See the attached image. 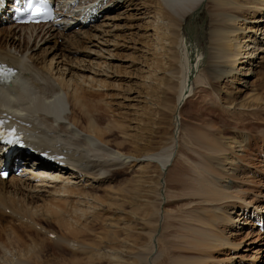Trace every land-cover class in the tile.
I'll return each instance as SVG.
<instances>
[{
  "label": "bare ground",
  "instance_id": "bare-ground-1",
  "mask_svg": "<svg viewBox=\"0 0 264 264\" xmlns=\"http://www.w3.org/2000/svg\"><path fill=\"white\" fill-rule=\"evenodd\" d=\"M9 1L0 0L1 17L6 15L3 7ZM57 6L62 17L58 25L6 27L0 33V64L18 70L17 81L0 86V116L24 135L21 155L45 156V160H35L34 165L41 163L38 168L24 169L22 176L7 180L0 176V217L9 219L8 223L11 219L20 222L25 230L26 225L35 224V218L53 217L70 233L75 232L78 219H91L96 215L93 211L105 206L89 188L103 187L116 170L128 164L134 163L140 172L145 166H154L160 173L161 188L154 206L160 218L151 235L147 264H264L262 130L260 134L241 131L236 148L230 149L213 120L202 113L193 114V126L186 127L182 135L191 155L180 152L183 108L190 99L200 98L195 86H201L203 92L210 78L217 82L237 79L248 92L237 100L257 104L264 100L258 93L264 92V0H57ZM124 7L149 16L144 23L155 32L154 54L163 51L160 54L166 57V66L172 67L176 51L171 53V45L183 34H187L181 43L186 47L184 58L190 60L186 69L175 65L170 71L172 78L164 80L163 76L161 80L162 85L170 81L175 97L176 131L171 144L139 157L125 152L130 139L124 132L116 147L112 146L108 136L113 129L110 124L104 126L100 116L107 107L103 108L100 99L112 86L107 82L113 76L111 61L117 58L115 50L122 43L116 33L122 30L120 19L110 14ZM81 44L86 46L82 52L78 50ZM158 64L153 63L157 72ZM154 72L147 77L156 83ZM20 81L29 91L20 87ZM216 104L227 115L237 117L219 97ZM225 126L224 122L222 128ZM133 143L136 150L143 147ZM174 183L179 188L175 189ZM136 186L140 190L141 186ZM116 189L107 185L103 191L115 198L119 196ZM128 191L124 193L132 192ZM160 224L163 232L157 235ZM11 225L4 229L10 245L0 242V264H41L43 261H37L41 249L32 248ZM108 225L107 229L118 226ZM74 250L82 255L97 251L90 244Z\"/></svg>",
  "mask_w": 264,
  "mask_h": 264
},
{
  "label": "rangeland",
  "instance_id": "rangeland-1",
  "mask_svg": "<svg viewBox=\"0 0 264 264\" xmlns=\"http://www.w3.org/2000/svg\"><path fill=\"white\" fill-rule=\"evenodd\" d=\"M127 5L129 6V3ZM127 7H124L121 11L115 12L113 14H110L111 12L109 13L110 15L117 17V19H120L118 23L121 25L119 28L122 30L116 33H118L120 37L122 46L120 45V47L115 50V55L117 58L111 61V64L112 66L114 64L115 69L113 68V70H111L113 76L110 77V79H107V82H109L112 86H110L108 91H105L102 94L104 96L102 99H100L101 105L103 108L106 107V105L107 107L104 108L106 110L101 111L102 115L100 116H103V118H101L103 119V125L106 126L110 124L109 126H111L113 129L112 134H109L108 136V139L112 142V146L116 147L115 143L121 140L122 136L120 134L124 132L126 135H128V139H130L128 141V146L125 148V152L131 156L139 157L144 153L153 151L155 152L161 148L168 147L171 144L172 136L176 131L173 124V118L175 116V97L174 92L172 91L173 85L169 83L170 81L166 80V82H164L165 85H162L161 80L163 79V76L164 80L165 78H172L170 71L174 69L173 67L176 68V66H178L179 70L183 68L186 69L190 60H186V58H184L186 57V47L181 43L186 40L187 34H183L179 38L178 42L174 44L172 43L171 45V53L174 50L176 51L174 52L175 54H172L171 59L173 62L170 63L172 67L166 66L168 65L166 64V57H162L160 54V52L162 53L163 51L158 52V55L154 54L153 47L154 43L156 45V37L154 38L153 35L155 32L152 31L153 28L150 29L147 27V24H145L149 16L147 17L140 15V12L136 13V11L131 10V8L128 9ZM180 30L182 33V28H180ZM67 33H71V31ZM62 40L63 39L59 41L61 42ZM53 45L54 42L52 43V47ZM82 45L83 44L78 46L80 48H78L80 52H82V50H84L86 47L85 45L81 47ZM148 49H151V52L148 51ZM40 52L41 51H39L38 54ZM180 52L182 54H180ZM176 54H178V56H176ZM180 58L181 61L178 60ZM156 61L159 62V72H157L158 69H156V66H153V63ZM30 63L31 62L29 61L28 64ZM168 68L170 70H168ZM152 71H155L154 73L156 75L154 79L158 80L156 83L152 82L153 77L151 79H148L147 77L148 73L152 75ZM174 80L177 79L175 78ZM261 82L259 81L258 83L260 84ZM263 83L264 82L261 84ZM160 87H163V91L160 90ZM195 88H198V91L200 90L198 92L200 98L197 96L196 99H190L183 108V120L181 123L182 133L187 129L186 127L193 126L192 121L194 119V115L199 113H202L205 119H211L218 125L223 133L221 140L230 149L236 148V142L241 137L240 132L243 130H246V132L251 131V133L255 132L254 134H260V131L262 130L261 132L264 133V100H261L262 102L259 104H257L258 102L256 103L254 101H246L247 103L241 102L242 100L239 99L238 101L236 97H243L244 99V97L248 95V92H244L245 89L240 85L237 79L217 82L210 78L208 84H206L205 87H202L203 92H201V86H195ZM261 91H258V93L264 98V92ZM206 92L207 95L204 97ZM200 95H203L204 98ZM217 96L219 97L222 105L224 104L232 107L233 112L235 113L234 115H237L236 118H239L237 121H240L236 122V118H234L233 115H227L222 111V107L216 104L218 99ZM103 98L106 102H102L104 101ZM233 120H235L236 123ZM224 122L226 126L222 128V125L224 126ZM113 124L116 125L114 126ZM116 126L122 128L123 131H120V129L117 130L115 128ZM182 133L180 152H185L187 156H190L191 154L189 153L187 142L184 141L183 143L182 141L184 137L182 136L184 133ZM133 142H137L138 144L142 143L141 145H143L144 148L142 147L141 149L138 148L136 150L137 144H134ZM148 142L151 144V146L148 144ZM145 145H148V147ZM151 149L153 151H151ZM134 166V163H132L128 164V166L124 167L122 170H116L112 175L113 178L110 179L111 181L108 179L110 182L107 180L106 184L102 183L103 187L96 189L95 187L94 189L91 187L89 188L90 190L88 189L89 192L98 194L100 200L105 202L103 204L105 206H101L99 210L93 211V214L96 213V215L99 217L93 215L94 217L92 216L90 219L88 215L87 218L85 216V221L87 223L84 221V217L78 219V221L80 220V223H77L73 220L75 225L77 223V225L74 227L79 228L78 231L70 233V231H68L53 217H51L52 219L47 218L48 220L42 217L39 219L37 218L39 221L35 218L34 222L35 224L37 223V229L34 226L35 224H33V226L26 225V230L23 228L25 225L21 224L20 222L11 219V223H8L9 219L0 217L1 244L3 243L5 246L10 245V243L6 241L7 237L5 236L4 229L6 226H8V224H12L11 227L13 232L17 234L19 233V235L21 234L20 236L23 237L27 244L33 246L32 248L37 247L38 250L41 249L39 254L40 258L37 260L39 262L43 261L41 264H71L74 261L79 262L76 264H147L146 253L150 250V245H152L151 235H153V232L155 233L156 227H158V220L160 218L158 217V214H156L157 208H155L158 204V194L160 192L159 189L161 188L159 185L160 173L158 168H155L154 166H148V168H151L149 170L147 166H145L146 169H143L141 172L139 170L136 171L138 167ZM153 167L156 169L155 172L154 169H152ZM142 168L139 169L141 170ZM152 170L153 172H151ZM143 171L144 175L142 174ZM146 173H154L155 175L152 174V177V175L149 174L147 176L150 178H148ZM136 183L138 184V188L139 185L141 186L140 190L136 188ZM107 185H111V188L113 187L114 189L117 188L116 190L119 196L115 195V198H113L109 193L103 191ZM175 187L176 184L174 183V188ZM177 188L179 187H176L175 189ZM125 190L132 192L127 194V192L124 193ZM116 196H118V200H114L116 199ZM138 210L140 211L138 212ZM110 223L112 225L115 224V226L118 225L117 228L109 229V227L107 229L106 225L109 224L108 226H110ZM79 225L81 226V229ZM82 226H84V231H81ZM86 230H88V232ZM159 232H163L161 224L157 231V235H161ZM64 236L65 238H63ZM58 237L61 238L59 241ZM64 240H66V242ZM60 241H62L63 244ZM89 244L92 249L95 251L97 250L93 255H82L75 252L74 250L78 246H88ZM19 246H22V244ZM118 255L122 257V259L120 257L118 258ZM138 256L141 259H139ZM32 264H35V261Z\"/></svg>",
  "mask_w": 264,
  "mask_h": 264
},
{
  "label": "snow or ice",
  "instance_id": "snow-or-ice-1",
  "mask_svg": "<svg viewBox=\"0 0 264 264\" xmlns=\"http://www.w3.org/2000/svg\"><path fill=\"white\" fill-rule=\"evenodd\" d=\"M14 2L23 4L27 9L31 10L32 15L38 16L41 13V8L38 5L45 4L46 0H26V3L25 0H14ZM9 72L10 70L0 65V76H6ZM0 135H2V133H0Z\"/></svg>",
  "mask_w": 264,
  "mask_h": 264
}]
</instances>
